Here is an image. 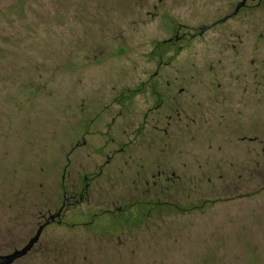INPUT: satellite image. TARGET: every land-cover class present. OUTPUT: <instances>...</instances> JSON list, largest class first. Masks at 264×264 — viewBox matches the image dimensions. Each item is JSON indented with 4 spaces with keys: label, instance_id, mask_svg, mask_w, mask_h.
<instances>
[{
    "label": "rangeland",
    "instance_id": "374dc122",
    "mask_svg": "<svg viewBox=\"0 0 264 264\" xmlns=\"http://www.w3.org/2000/svg\"><path fill=\"white\" fill-rule=\"evenodd\" d=\"M239 1L0 0V254L62 209L13 264H264V0L164 43Z\"/></svg>",
    "mask_w": 264,
    "mask_h": 264
},
{
    "label": "flooded vegetation",
    "instance_id": "af4514ba",
    "mask_svg": "<svg viewBox=\"0 0 264 264\" xmlns=\"http://www.w3.org/2000/svg\"><path fill=\"white\" fill-rule=\"evenodd\" d=\"M250 1H252V0H241V1H239L236 5H235V7H234V9L232 10V12H230L229 14H227V15H225L224 17H222V18H219V19H217V20H215V21H213V22H211V23H209V24H205V25H202V26H200V28L199 29H197L198 31H195L194 33H189L188 31H181L183 28H185V25L184 26H179L180 28L178 29L177 28V32H176V36L174 37V38H169V39H167V40H165L164 41V43L167 45L168 43H171L172 45L173 44H175V43H178V42H180V41H184V40H186V39H189V38H192V37H204L205 36V34L212 28V27H214V26H216L217 24H219V23H221V22H226V21H228L229 19H232V18H234L235 16H237L242 10H245L248 6V2H250ZM240 3H243V5L238 9V11L235 13V14H233V12H235L236 11V8H237V6H238V4H240ZM205 27H208L205 31H202V29L203 28H205ZM183 32V33H182ZM159 49V48H158ZM158 49H157V51H158ZM159 75V72H155V74H154V77H157ZM181 91H183V88H181L180 90H179V92H181ZM121 97V96H120ZM119 97V98H120ZM122 109H123V107H122ZM165 110H167V112H165ZM152 114V115H151ZM167 114V118L169 119V122H171V121H173V119L174 120H183V118L180 116V113H178V112H173V110L172 109H170L169 107H167V108H164V106H163V103H161V102H158V103H155L153 106H151V107H149L148 108V111L146 112H144L143 113V117L142 118H140L139 119V123L140 124H142V126L144 125H146L147 123H145V122H148L149 120H151L152 118L153 119H156V117L158 118L159 117V120H160V117H162V116H165ZM119 116H122V113L120 112L119 114H118ZM125 115V114H124ZM151 115V116H150ZM125 118V117H124ZM167 119V120H168ZM116 120L115 119H113V121H111V122H109V123H105V125H108V124H114V122H115ZM184 121V120H183ZM171 124V123H170ZM167 130V129H166ZM87 143V140H86V138H83V139H80V140H78V142H77V146L79 147V146H86L85 144ZM110 152H112V153H115V151L114 150H110ZM108 156H110V155H108ZM72 200H73V202L76 200L75 198H72ZM72 200H71V202H72ZM136 204H138V205H136ZM139 204H143V205H145V206H147V208L149 207V206H151V207H155L156 205H164V206H166L165 208H163L161 211H159V212H157V213H152V212H150L152 209H150L149 210V208L147 209V208H143L142 206H141V208L143 209V211H144V213H143V217H152L153 215H155V214H159L160 212H162V211H164V210H167V209H170V208H172V209H177V208H180V207H178V205H174L173 203H167V202H161V201H154V202H152V201H150V202H141V201H139V202H137V203H133V204H129V205H127V207L129 206V207H131V206H139ZM176 207V208H175ZM125 208H126V206L125 207H120L119 209H117L115 212L114 211H111V213H110V215H112V217H115V218H113V219H115V220H119V221H123L122 219L123 218H129L131 215H130V212L129 213H127V215H126V212L124 213V215L122 214L123 212H124V210H125ZM183 209V208H182ZM132 210V209H131ZM184 210V209H183ZM57 213H60V215L55 219V221L57 220V219H59V218H61L62 217V209H60ZM56 213V214H57ZM55 214V215H56ZM121 215V216H120ZM52 216H54V215H52ZM51 216V217H52ZM129 216V217H128ZM51 217H50V219H51ZM54 221V222H55ZM53 222V223H54ZM125 222H127V220L125 221ZM52 224V223H51Z\"/></svg>",
    "mask_w": 264,
    "mask_h": 264
},
{
    "label": "water",
    "instance_id": "95a60500",
    "mask_svg": "<svg viewBox=\"0 0 264 264\" xmlns=\"http://www.w3.org/2000/svg\"><path fill=\"white\" fill-rule=\"evenodd\" d=\"M242 5L243 3L238 4L236 11L233 12V14H235ZM207 28L208 27L203 28L202 31H205ZM59 215L60 213H57L56 215L52 216L51 219L40 225L36 232L27 241V243L21 248L16 249L8 254H0V264H13L16 260L26 256L40 240L45 227L53 223Z\"/></svg>",
    "mask_w": 264,
    "mask_h": 264
}]
</instances>
